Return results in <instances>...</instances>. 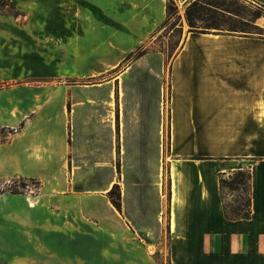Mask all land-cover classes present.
Here are the masks:
<instances>
[{"label": "crops", "instance_id": "1", "mask_svg": "<svg viewBox=\"0 0 264 264\" xmlns=\"http://www.w3.org/2000/svg\"><path fill=\"white\" fill-rule=\"evenodd\" d=\"M13 1L18 15L0 13V81L54 85L35 94L5 162L52 182L59 210L80 196L72 209L121 248L135 243L140 264H264L263 40L188 32L166 122L144 60L121 64L165 20L167 0ZM238 169L250 173V215L227 219L219 177Z\"/></svg>", "mask_w": 264, "mask_h": 264}, {"label": "rangeland", "instance_id": "2", "mask_svg": "<svg viewBox=\"0 0 264 264\" xmlns=\"http://www.w3.org/2000/svg\"><path fill=\"white\" fill-rule=\"evenodd\" d=\"M170 1L169 17L167 0L165 20L121 64L123 67L137 59L144 60L146 66L140 69L144 70V74L155 76L158 98L164 102L166 122L169 70L188 32L230 33L258 38L264 42V6L256 1ZM194 1L197 2L195 8L198 9L200 19L196 21L198 27L191 30L185 18V10ZM15 11L18 13L15 14ZM2 12L13 15L20 13L13 0L5 1ZM190 49L193 51L194 47ZM254 57H260L256 51ZM47 85H54V80H23L17 84L0 81V264H140L135 257V243H127L126 248H121L123 245L118 243L117 234L109 235L95 218L87 216L86 212L72 209L80 196L71 201L63 199L62 209L59 210L55 207L59 201L55 197L52 182L43 183L24 176L21 163L5 162L7 144L12 142L13 136L21 128L22 118L30 117L29 108L35 101V94L47 89ZM255 149L264 153V146ZM234 178V174L226 176L228 184L222 190L223 202L227 207L244 208L247 202L246 179L243 176L240 185L230 186ZM118 195L120 201L118 185L111 187L107 193L111 203ZM127 225V236L133 241L138 240L140 233L128 222ZM163 226L159 231L164 235ZM151 246L148 245L147 251L152 249ZM120 249L126 252L123 259H118L119 254L122 255ZM160 261L164 262L163 259ZM141 264L148 263L143 261Z\"/></svg>", "mask_w": 264, "mask_h": 264}, {"label": "trees", "instance_id": "3", "mask_svg": "<svg viewBox=\"0 0 264 264\" xmlns=\"http://www.w3.org/2000/svg\"><path fill=\"white\" fill-rule=\"evenodd\" d=\"M5 1L6 0H0V11L1 8L5 6ZM197 2L194 1L193 3H191L190 5L187 6L186 10H185V18L187 20V23L189 25V27L191 28V30H195V27H198L196 25V21L200 19V16L198 14V9L195 8ZM13 8V7H12ZM170 9H171V1L168 0V4H167V18L170 15ZM18 12L15 11V14H17ZM230 174H234L235 178L234 180L230 183V186L232 185H240L242 183V177L245 176L246 179V186H247V202H246V206L244 208L241 207H227L224 202H223V212H224V216L227 219H239V218H248L250 215V173L249 170H245V169H238V170H233V171H229V172H222L220 174L219 177V185H220V190H221V194H222V190L223 188L228 184L227 180H226V176L230 175ZM117 187L116 184H114L113 188ZM237 187V186H236ZM235 187V188H236ZM111 192V191H110ZM223 197V195H222ZM119 195L117 197V199L112 200V203L119 208Z\"/></svg>", "mask_w": 264, "mask_h": 264}]
</instances>
